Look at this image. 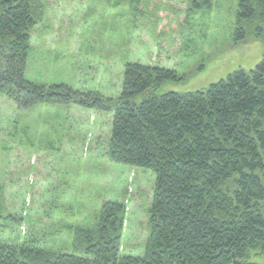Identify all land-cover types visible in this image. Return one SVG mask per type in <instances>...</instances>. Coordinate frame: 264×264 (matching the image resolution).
<instances>
[{"label": "rangeland", "instance_id": "rangeland-1", "mask_svg": "<svg viewBox=\"0 0 264 264\" xmlns=\"http://www.w3.org/2000/svg\"><path fill=\"white\" fill-rule=\"evenodd\" d=\"M45 3L24 71L36 85L117 100L125 66L136 63L182 78L161 92L189 93L264 57V32L234 41L238 0ZM111 125L112 114L76 103L26 109L0 93V243L71 254L74 230L94 226L105 202L122 201L120 253L142 256L155 174L108 159Z\"/></svg>", "mask_w": 264, "mask_h": 264}, {"label": "trees", "instance_id": "trees-1", "mask_svg": "<svg viewBox=\"0 0 264 264\" xmlns=\"http://www.w3.org/2000/svg\"><path fill=\"white\" fill-rule=\"evenodd\" d=\"M45 9V0H0V93L26 109L76 103L112 114L108 159L155 174L147 237L142 256L122 255L126 206L109 201L94 226L74 230L73 253L0 243V264L264 262V57L189 93L161 92L182 78L136 63L125 66L117 100L45 87L24 76ZM263 32L264 0H238L235 43Z\"/></svg>", "mask_w": 264, "mask_h": 264}]
</instances>
